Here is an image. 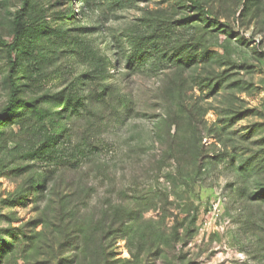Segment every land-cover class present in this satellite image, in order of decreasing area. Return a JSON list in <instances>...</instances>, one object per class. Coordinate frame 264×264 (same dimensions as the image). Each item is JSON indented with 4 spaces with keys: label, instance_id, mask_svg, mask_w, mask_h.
<instances>
[{
    "label": "rangeland",
    "instance_id": "rangeland-1",
    "mask_svg": "<svg viewBox=\"0 0 264 264\" xmlns=\"http://www.w3.org/2000/svg\"><path fill=\"white\" fill-rule=\"evenodd\" d=\"M25 1L0 264H264V0Z\"/></svg>",
    "mask_w": 264,
    "mask_h": 264
},
{
    "label": "trees",
    "instance_id": "trees-1",
    "mask_svg": "<svg viewBox=\"0 0 264 264\" xmlns=\"http://www.w3.org/2000/svg\"><path fill=\"white\" fill-rule=\"evenodd\" d=\"M187 2L189 3L190 7L196 9L198 12H200L202 14L207 13L206 10L204 9V7L200 4H198L197 2H194L193 0H187ZM25 4H26V1L23 0L21 7L19 9H17L13 15V19L11 22V36H10L11 40L8 42L5 39H3L2 37H0V45L4 48L6 59H7V68H8L7 69L8 70L7 81H8V87H9L8 99H7L5 108H4V112L2 113L4 115L3 118H5V116H6L5 113L7 111L13 110L18 106L17 92H18L19 85L16 81L17 64L13 58V53L20 47L22 37L24 35V31L26 30V21H25L26 20V14H25L26 7H25ZM107 77H109V72L106 69L103 73V80H102L101 84L104 83V80H106ZM87 78H88L87 80L95 81L94 76H89ZM101 96H102V94H101ZM88 98H89V96L87 97V99ZM69 108H71V110H70L71 112L76 111V109H75V107H73V105H72V107H69ZM40 153L43 154L44 152L40 151ZM131 220L132 219L126 220L127 224ZM254 224H257V222L254 221ZM115 230H119V229L115 228ZM114 231L109 230V232H112V233ZM262 238L264 239V237H262ZM165 240H167L169 242V244L171 242L172 243L177 242V240H179V236H178L177 231L171 230V232L169 233V235L166 237Z\"/></svg>",
    "mask_w": 264,
    "mask_h": 264
}]
</instances>
